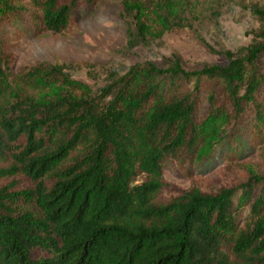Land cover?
I'll list each match as a JSON object with an SVG mask.
<instances>
[{
  "label": "trees",
  "instance_id": "16d2710c",
  "mask_svg": "<svg viewBox=\"0 0 264 264\" xmlns=\"http://www.w3.org/2000/svg\"><path fill=\"white\" fill-rule=\"evenodd\" d=\"M100 0H0V264H264V174L157 199L165 162L264 139V5L222 63L131 64L94 90L68 65L14 70L11 46ZM131 47L216 26L219 0H122ZM247 6V2H246ZM202 109V113L199 112Z\"/></svg>",
  "mask_w": 264,
  "mask_h": 264
},
{
  "label": "rangeland",
  "instance_id": "374dc122",
  "mask_svg": "<svg viewBox=\"0 0 264 264\" xmlns=\"http://www.w3.org/2000/svg\"><path fill=\"white\" fill-rule=\"evenodd\" d=\"M250 2L264 5V0H219L217 23L211 31L164 32L151 37L148 44L131 47L126 36L132 20L123 11L122 0H100L94 6L80 8L75 23L60 32L30 39L20 37L10 49L11 66L18 70L38 62L66 64L74 79L96 90L105 83L109 71L122 73L135 62L147 60L162 66L176 56L187 70L199 69L205 63H222V58L210 49L224 46L233 50L246 44L258 25ZM239 135L244 149L234 158L226 155L231 148L225 141L192 163L165 162L157 199L166 201L190 189L216 193L238 185L251 173L264 174V139L252 144Z\"/></svg>",
  "mask_w": 264,
  "mask_h": 264
}]
</instances>
